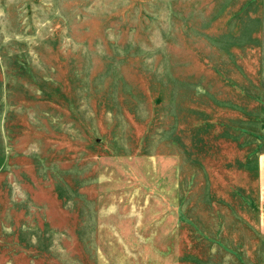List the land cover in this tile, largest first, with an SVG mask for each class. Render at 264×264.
Listing matches in <instances>:
<instances>
[{"label": "rangeland", "instance_id": "obj_1", "mask_svg": "<svg viewBox=\"0 0 264 264\" xmlns=\"http://www.w3.org/2000/svg\"><path fill=\"white\" fill-rule=\"evenodd\" d=\"M0 264H264V0H0Z\"/></svg>", "mask_w": 264, "mask_h": 264}]
</instances>
